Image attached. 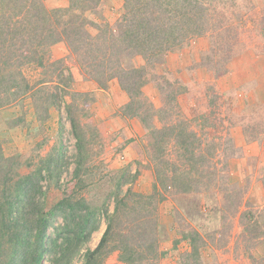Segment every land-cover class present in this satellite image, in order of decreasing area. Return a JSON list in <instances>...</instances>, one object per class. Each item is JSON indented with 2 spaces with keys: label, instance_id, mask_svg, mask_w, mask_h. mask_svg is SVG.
<instances>
[{
  "label": "rangeland",
  "instance_id": "374dc122",
  "mask_svg": "<svg viewBox=\"0 0 264 264\" xmlns=\"http://www.w3.org/2000/svg\"><path fill=\"white\" fill-rule=\"evenodd\" d=\"M204 2L210 7L208 31L145 63L140 97L150 124L124 115L129 93L116 78L98 87L57 34L47 44L44 67L22 66L29 83L35 86L44 79L45 85L0 107V153L16 158L20 175L59 158L55 168L42 171L44 210L68 196L83 198L95 210L100 223L86 248L93 249L105 230L104 212L114 210L121 172L127 173L122 192L149 194L156 162L182 164L181 150L169 141L158 143L154 129L184 120L196 132L191 146L203 145L204 173L193 176L188 191H180L184 183H179L177 188L161 189L164 199L158 201L155 195L152 206L132 200L135 210L123 209V219L136 211L153 213L152 237L157 253L162 252L156 257L146 254L150 258L134 264H264V0ZM69 3L44 0L50 11ZM122 13L123 0H99L83 10L84 17L111 27ZM88 30L97 32L95 26ZM223 44L232 47L228 58L227 49H217ZM142 64L139 55L123 61L125 67ZM70 117L83 136L79 169ZM162 133L170 140L169 130ZM159 147H164L162 155L157 154ZM54 222L61 218L56 216ZM146 222L137 223L140 234L151 226ZM132 246L149 252L147 244ZM84 251L71 264H81ZM118 254L110 243L97 264H127ZM6 259L4 252L0 263Z\"/></svg>",
  "mask_w": 264,
  "mask_h": 264
},
{
  "label": "trees",
  "instance_id": "16d2710c",
  "mask_svg": "<svg viewBox=\"0 0 264 264\" xmlns=\"http://www.w3.org/2000/svg\"><path fill=\"white\" fill-rule=\"evenodd\" d=\"M98 2L70 0L67 7L50 11L44 0H0V107L23 94L35 93L45 85L43 83L47 80L44 79L35 86L29 83L22 73V66L36 63L44 67L47 64V44L57 34L98 87L104 88L107 81L116 78L119 86L129 93L130 98L123 106L124 115L138 116L150 124V116L145 114L148 108L140 97L146 83L145 63L208 31L210 7L204 0H123V13L116 26L111 27L107 24L100 26L83 16V10ZM90 26H95L97 32L91 33ZM224 48L227 49V58L230 57L232 47L228 44L217 47L221 51ZM136 55L143 57L144 64L123 65L124 58ZM43 111L47 113V107ZM70 122L78 145L76 165L79 169L84 159L81 158L83 136L77 132L73 117ZM185 122L181 120L180 123L153 128L158 143L169 141L181 150L182 164L162 160L160 166L156 162L152 193L137 194L129 189L122 192L120 186L126 183L124 177L127 173L121 172L119 178L122 180L114 190V210L111 214L105 210L107 224L93 249L86 248V245L92 232L98 229L100 220L83 198L68 196L48 211L43 208L40 199L42 171L55 168L59 158L50 160V165L20 175L15 170V165H19L16 158L0 153V255L7 253V259L0 264H71L83 249L81 264H97L103 248L110 243L112 249L118 251L119 259L127 264L150 258L146 255L149 253L152 257L160 255L162 252L157 253L156 239L152 237L154 226L149 223L153 213L143 215L136 211L123 219V209L135 210L131 206L132 200L152 206L155 195H158V201L164 199L161 189L177 188L179 183H184L180 191H188L193 176L204 173L202 165L207 159L202 155L203 145L199 142L196 147L191 146L190 140L195 138L196 132ZM166 130L170 131V140L162 133ZM158 152L162 155L164 147H159V155ZM56 216L61 218L58 224L54 222ZM143 221H147L151 228L140 234L137 223ZM145 233H149L147 238ZM133 243L139 247L147 244L149 252H138Z\"/></svg>",
  "mask_w": 264,
  "mask_h": 264
}]
</instances>
